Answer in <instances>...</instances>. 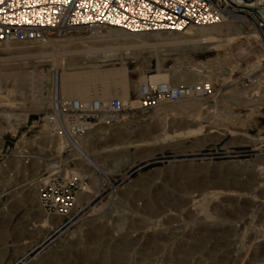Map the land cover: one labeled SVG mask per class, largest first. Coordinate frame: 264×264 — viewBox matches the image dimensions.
<instances>
[{
  "label": "rangeland",
  "instance_id": "obj_1",
  "mask_svg": "<svg viewBox=\"0 0 264 264\" xmlns=\"http://www.w3.org/2000/svg\"><path fill=\"white\" fill-rule=\"evenodd\" d=\"M223 25L240 33L212 52L165 45L172 33L148 34L145 44L118 52L103 70L126 64L134 104L125 105L119 122L98 123V134L85 140L90 158L71 147L56 151L46 119L55 99L64 100L51 77L69 59L63 41H85L94 33L53 38L44 60L29 54L44 44L0 47V196L8 186L17 189L0 197V264H264V181L258 173L264 166L254 168L264 147L239 137L264 138V96L253 90L264 88V41L252 24ZM210 62L207 72H198ZM159 70L175 83L193 71L198 83L212 85V94L140 109L137 89ZM195 114H204L197 120L203 132L179 136L186 132L183 117ZM120 147L128 153L114 152ZM54 164L63 176L87 179L82 214L46 212L39 201L44 181L18 190L24 179L52 173Z\"/></svg>",
  "mask_w": 264,
  "mask_h": 264
},
{
  "label": "built area",
  "instance_id": "obj_2",
  "mask_svg": "<svg viewBox=\"0 0 264 264\" xmlns=\"http://www.w3.org/2000/svg\"><path fill=\"white\" fill-rule=\"evenodd\" d=\"M264 0H3L0 3V47L12 44L42 45L53 38L83 33H97L116 28L131 34L174 33L224 23L252 24L264 41V20L247 9ZM209 82L172 85L169 82H143L136 96L140 109L150 110L207 98L212 94ZM46 119L47 136L81 138L92 132L99 122L115 124L121 120L124 103L117 97L108 102L98 98L89 101L73 99L61 102ZM23 160L27 156L21 157ZM40 178L43 186L39 201L49 214L62 217L79 215L85 205L79 204L87 179L74 174L62 175V166ZM264 177V168L262 169ZM103 187L98 186L94 195Z\"/></svg>",
  "mask_w": 264,
  "mask_h": 264
},
{
  "label": "bare ground",
  "instance_id": "obj_3",
  "mask_svg": "<svg viewBox=\"0 0 264 264\" xmlns=\"http://www.w3.org/2000/svg\"><path fill=\"white\" fill-rule=\"evenodd\" d=\"M262 5H263L262 3H255L251 5V7H259L262 10H264ZM224 26L225 25L220 24V25H213L209 27H201V28H197L196 31L193 30L196 28L192 27V28L186 29L183 32H174L172 34L175 36V38L169 39L168 42H165L166 44L165 43L164 44L167 46L168 45L184 46L193 52L194 50L195 51L200 50L202 52H212L216 48L215 45L229 43L231 42V40H233L232 36L240 33V31L238 30L235 32L228 30V32H226L227 30L226 29H225L226 31L224 30ZM111 29L113 30L107 31L106 35H103L102 32L97 33V34L94 33V35H92L90 38H88L85 41H81V42L80 41L73 42L69 40L63 41L67 43L69 42L68 44L70 45V47L66 53L67 55H65L69 59L63 60L65 62V65L64 67H62L61 72L59 74H55L54 77L53 75L51 76L53 80L56 82V84L59 85L60 93L64 99L62 102H68V101L73 100L74 98L78 100H82V101H89L92 98H98L104 102H108L109 100L113 98L114 95H117L119 99L124 103V105L134 104L133 102L131 103L129 99L130 84H129V77H128V67L126 66V64H124L122 68H113L111 70H103V69L107 63L109 62L111 63L112 61L111 59L114 56H116L118 52L120 51L129 52L131 51V48L136 46L138 43H139L138 45H140L141 43L145 44V42L142 40V37L147 36L148 34H154V33L131 34V33L124 32L120 29H116V28H111ZM160 34L157 33L156 35L163 36V34H170V33L165 32V33H160ZM171 37L172 35L170 36V38ZM140 38L141 40H139ZM47 44L49 43H44V46H43L44 50H42L41 52L39 51L40 53L38 52V54H35L34 52H29L31 58H34V60L35 59L44 60L48 58L51 54L47 51V49L51 47L50 45L48 46ZM6 46H10V45H6ZM94 56H95V59L93 61H90L89 58H92ZM79 57L81 60L75 61ZM213 64H215V62H210L209 64L200 66L199 69L197 68L198 72L199 73L207 72V70L210 69V67ZM209 65L210 67H208ZM196 66H199V64ZM172 76L168 72L159 70L156 74L147 76V80H150L153 83L169 82L172 85H193L194 83L199 82V80L195 79L197 77V74H195L193 71H191L188 74L182 73L180 76H178L177 80L179 81V83H175ZM260 77L264 79V74L263 76L261 75ZM185 79H186V83H183L182 80H185ZM253 90L254 91L256 90L255 94L258 95L259 98H262L264 96L263 87L259 88L258 85L257 86L255 85ZM2 94L4 93L0 92V95ZM243 94H245V92ZM8 97H9V94L8 95L6 94L5 98H8ZM249 101L243 102L241 103V105L252 103ZM200 112L202 113V111ZM205 113H208V109L205 110ZM202 115L195 114L191 116L189 115L187 117L185 116L186 118L183 117L181 121L182 128L180 129L186 130V132L180 133L179 136H186V135L196 136L197 134H200L201 132H203L205 127L197 123V120H199L200 119L199 117H201ZM209 115H210L209 117H211V112ZM215 115L217 114L216 113L214 115L212 114V116H215ZM203 118L201 117L200 120H202ZM211 118L215 119L216 116L215 118L213 117ZM215 120L217 121V119ZM215 120H212L214 124H215L214 122ZM101 122H105V121H101ZM213 123H210V124H213ZM97 126L92 132L87 133L81 138H74V139H67V140L57 138L53 140L56 142V145L54 147L55 150L60 151L67 147H71V148H74V150L81 151L85 155L86 158H90L91 156L84 149L85 143H86L85 140H87L89 136H92L94 133L98 132V130L96 129ZM174 133H176V131H174ZM227 133L229 134V131L226 129L225 135H227ZM239 137L244 143H247L249 145H256L258 147H261V146L264 147V138L262 137H252L246 134L239 135ZM68 144H70V146H68ZM3 145L4 144H1L0 149H2ZM127 149L128 147H120L119 149L117 148L114 149V152L118 151L120 154L126 153V152L128 153ZM55 165L57 164L50 166V170L53 167H55ZM91 165L96 168L98 167V165H96L93 161H91ZM243 165H246V164L245 163H235L233 167H241ZM262 165L264 166V157L261 162H259L257 165L254 166V168L261 167ZM261 171H262V168L258 170V173ZM42 172H44V170ZM42 172L38 178H34V180L32 179V181L31 180L29 181V179L27 178L24 179L20 183L18 190L24 189L30 186L31 183H34L40 180V178L43 175ZM260 176L261 177H259L260 178L259 180L263 182L264 181V177H262L263 174L261 173ZM88 189L89 187H87L85 192L81 193L82 198L90 194L88 192ZM16 190H17L16 188L13 189L12 187L8 186L1 193L0 197L4 196L5 194H12ZM51 263L53 264V262L49 260L48 264H51Z\"/></svg>",
  "mask_w": 264,
  "mask_h": 264
},
{
  "label": "water",
  "instance_id": "obj_4",
  "mask_svg": "<svg viewBox=\"0 0 264 264\" xmlns=\"http://www.w3.org/2000/svg\"><path fill=\"white\" fill-rule=\"evenodd\" d=\"M253 4H255V3H253ZM253 4H251V5H253ZM251 5L247 9H249L250 11L256 13L261 19L264 20V10H262L259 7H251Z\"/></svg>",
  "mask_w": 264,
  "mask_h": 264
},
{
  "label": "snow or ice",
  "instance_id": "obj_5",
  "mask_svg": "<svg viewBox=\"0 0 264 264\" xmlns=\"http://www.w3.org/2000/svg\"><path fill=\"white\" fill-rule=\"evenodd\" d=\"M3 2V0H0V3H2Z\"/></svg>",
  "mask_w": 264,
  "mask_h": 264
}]
</instances>
